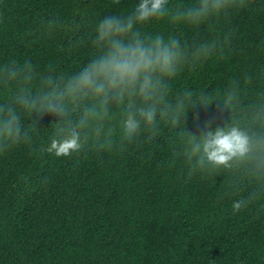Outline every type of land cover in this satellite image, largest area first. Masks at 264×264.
Returning a JSON list of instances; mask_svg holds the SVG:
<instances>
[{
	"label": "trees",
	"instance_id": "16d2710c",
	"mask_svg": "<svg viewBox=\"0 0 264 264\" xmlns=\"http://www.w3.org/2000/svg\"><path fill=\"white\" fill-rule=\"evenodd\" d=\"M139 2L0 0V264H264V0H228L199 25L170 16L200 0H168L163 21L133 29L148 42L176 39L182 63L174 77L154 75V121L141 119L130 140L127 97L110 93L107 117L86 127L92 99H65L62 115L40 106L103 53L93 47L99 22ZM232 127L249 137L244 157L225 167L190 154L207 131ZM73 130L79 150L48 151Z\"/></svg>",
	"mask_w": 264,
	"mask_h": 264
},
{
	"label": "clouds",
	"instance_id": "9594fccd",
	"mask_svg": "<svg viewBox=\"0 0 264 264\" xmlns=\"http://www.w3.org/2000/svg\"><path fill=\"white\" fill-rule=\"evenodd\" d=\"M114 2L118 3L119 0ZM167 3L168 0H140L131 15L121 18L113 14L102 19L95 29L93 47L104 49L103 53L96 58H89V62L78 75L65 84L63 90L57 92L59 85H54L51 92L39 98L40 106L49 112L62 115L65 99L73 105H78L85 99H92L96 103L84 111L78 124V127H86L91 121H103L107 117V103L111 93L118 103L128 98L126 115L122 121L125 139L130 140L137 133L141 119L145 125H151L156 115L155 104L162 98L158 88L159 80L154 82V75L174 77L179 70L178 65L182 63V52L174 38L166 43L157 35L148 42L140 39L139 32L133 29L163 21L168 16V10L165 8ZM227 6L228 0H200L199 7L177 10L170 16V22L199 25L210 14H219ZM45 83L51 84V79ZM134 98L145 104H152L147 108L136 107ZM21 103L25 107L37 106L35 100L29 101L25 98H21ZM183 107L184 101L179 100L175 106L173 122ZM162 115H167V110L162 112ZM16 122L17 117L10 114L4 124L6 135L14 141L19 135ZM80 147L79 132L73 130L62 140H52L48 151L57 157L68 156ZM249 150L248 135L232 127L227 131L223 128L207 131L202 142L192 143L190 154L202 153L201 163L206 160L214 166L227 167L229 161L244 157ZM240 208V201L233 203L234 213Z\"/></svg>",
	"mask_w": 264,
	"mask_h": 264
}]
</instances>
